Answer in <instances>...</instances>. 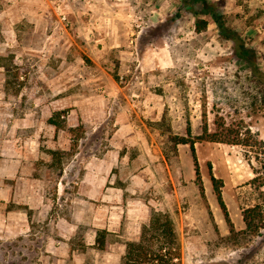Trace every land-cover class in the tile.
<instances>
[{"label": "rangeland", "instance_id": "374dc122", "mask_svg": "<svg viewBox=\"0 0 264 264\" xmlns=\"http://www.w3.org/2000/svg\"><path fill=\"white\" fill-rule=\"evenodd\" d=\"M0 67V159L23 154L15 179L0 172L16 192L0 198V264L102 259L94 220L109 212L75 187L79 162L108 150L120 154L113 174L137 175L124 230L138 232L156 211L173 220L183 264H264V220L255 235L243 220L247 209L264 217V0H0ZM170 135L195 142L200 181L190 146ZM64 243L75 261L56 254Z\"/></svg>", "mask_w": 264, "mask_h": 264}, {"label": "crops", "instance_id": "0c3cea01", "mask_svg": "<svg viewBox=\"0 0 264 264\" xmlns=\"http://www.w3.org/2000/svg\"><path fill=\"white\" fill-rule=\"evenodd\" d=\"M104 93H106L105 90ZM2 94H4V91L2 92ZM86 108L87 107L85 106H81L79 107V109H72L70 111V116H74L77 111L81 112L86 110ZM95 110H97V108ZM80 118L81 120L79 118L77 120V125L79 121L85 119L84 116H81ZM70 121L71 120L68 118V127H75L76 124H72ZM50 125L54 126L51 123ZM4 141L5 139L2 137L0 139V142ZM138 156L143 157L142 154ZM119 157L120 154L118 152H115L114 150H108L105 152V154L92 158L89 164L85 161L84 163L81 161L79 162L80 169L82 167L84 171L82 179L77 182V187H75L76 193L80 196V201H82L86 205L88 203L90 205H93L94 207H96V209H98L97 211H100L102 215L104 214L105 210L106 212L108 211L110 215L109 217L99 216L98 218H95L96 220H94V226L101 231L100 234H98L97 232L96 236H94V243L102 253V259L98 261L97 264H110L108 259L112 256L113 258L118 257L117 264H121L122 257L125 254L126 243L119 241H115L116 243H109L108 241L105 242V235L108 236L107 234L109 233L116 236V238L121 239L124 237L127 239V241L133 239H135L134 241H136L139 231L140 229H142V226L140 225V227L138 228V232L137 228L135 227L134 232L132 233L128 229L124 230L122 224L124 220L123 215L126 214V211H130L128 206H130L131 203H134L132 202L133 199H131V197L125 196V192L129 189H134L137 175L133 174L135 173L133 172V169L129 170L125 169L124 167L122 168L121 174H118L120 176L113 174V168L118 166V163L120 161ZM22 159L23 154L19 153L17 150H14L9 156V160H7V156H4L3 159H0V172L5 175H10V179H15L18 174L22 173ZM24 159H26V157H24ZM7 180L8 177H2V180L0 179V198H2L1 200L5 201V203H7V201H11V199L14 202L16 197V192L12 196V187L8 188V184L6 182ZM7 190L9 195L5 197V192H7ZM17 192L19 193V189ZM1 193H3V195H1ZM85 199L93 201V203H91L90 201H84ZM113 203H117L118 205H111ZM143 206H145V204ZM107 209L113 210L109 211ZM140 213L142 214V219H145V210L141 209ZM65 220V218L61 219V221ZM102 230H105L106 232H103ZM60 236L63 238L66 237L65 234H60ZM100 242L103 244V247H100ZM55 250L56 254L59 253L62 255V257H68L70 254L73 259L75 254L78 252L75 251V249L71 250L70 248H67V245L65 243L64 246L61 245Z\"/></svg>", "mask_w": 264, "mask_h": 264}, {"label": "trees", "instance_id": "16d2710c", "mask_svg": "<svg viewBox=\"0 0 264 264\" xmlns=\"http://www.w3.org/2000/svg\"><path fill=\"white\" fill-rule=\"evenodd\" d=\"M203 5L205 13L211 14V16L214 17L219 28L220 35L224 39L234 41L235 39L229 35L228 30L225 28L224 20H222V17L218 14V12L215 11L212 6H207L208 4H206V2H204ZM207 26V21L197 18L196 30L198 32L204 31L207 29ZM50 123L56 127H60V123L58 124V122L53 119H50ZM187 135L190 137L189 128L187 129ZM170 139L176 146H190L193 154L196 177L200 181V171L195 156V142L193 140L171 135ZM198 139L205 140L206 136L199 137ZM210 139L212 141L223 142L221 140H215L212 136ZM48 153L55 157L61 152L48 151ZM212 182L214 183L216 190L218 204L223 211L225 218L228 222H230L226 205L223 201L220 190L217 187L218 180L212 176ZM200 188L201 191H203L201 186ZM257 210V208H254L243 211V220L246 226V231L251 235L257 234L260 229V226H258V218H260L261 221L264 220L260 211ZM102 245L103 244L100 242V247H103ZM125 247V254L122 257L121 264H183L182 244L176 230V226L170 217L160 212L152 211L148 223L142 226L139 239L137 241L127 242Z\"/></svg>", "mask_w": 264, "mask_h": 264}]
</instances>
